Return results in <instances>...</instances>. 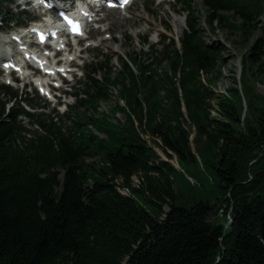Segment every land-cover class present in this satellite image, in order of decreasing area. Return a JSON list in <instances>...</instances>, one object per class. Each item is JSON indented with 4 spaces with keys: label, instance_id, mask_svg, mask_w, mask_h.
Returning <instances> with one entry per match:
<instances>
[{
    "label": "trees",
    "instance_id": "obj_1",
    "mask_svg": "<svg viewBox=\"0 0 264 264\" xmlns=\"http://www.w3.org/2000/svg\"><path fill=\"white\" fill-rule=\"evenodd\" d=\"M13 1L0 0L4 29L29 19ZM176 1L182 36L116 73L112 57L88 64L68 124L0 83V264H264V0H201L205 23L248 48L224 92L223 46L194 0Z\"/></svg>",
    "mask_w": 264,
    "mask_h": 264
},
{
    "label": "rangeland",
    "instance_id": "obj_2",
    "mask_svg": "<svg viewBox=\"0 0 264 264\" xmlns=\"http://www.w3.org/2000/svg\"><path fill=\"white\" fill-rule=\"evenodd\" d=\"M28 0H14L11 3L10 7L13 11L26 10L29 14V19H31L36 13L35 8L31 7L30 4H26ZM160 0H135L132 4L127 7L125 10H116L111 11L104 8L99 12L98 17L100 20L98 22H93L91 27L93 28L90 31L92 39L89 41H84L78 47L76 45L72 46V51L70 55L60 54V57L63 58V61H66L73 56V66L78 67L77 73L72 74L75 76V81H71V76L66 75L67 85L64 87L65 93L60 94L58 99V104L53 100L49 95H45L43 92H39V85L32 83L30 76L24 77L23 73L18 72H8L10 71L9 66H3L5 70L1 69L2 60H7L10 52L14 55V58L23 59L24 53H20L21 46L24 44L17 43L12 44L9 41H12L11 31H7L0 26V53L5 59H0V83L11 84L18 91L19 94L27 93V96L32 98V96L37 95V100L40 103V106H43L38 111H42L45 114L54 115L55 109L58 112L63 120L68 124L69 121L63 116L67 110V107H70L75 103L74 101V92L80 91L83 87V81H85V68L88 64L94 61L102 60L105 57H112L110 65L112 66L113 72L116 73L120 69V62L118 58L128 59V54L136 53L145 58L150 55L149 44H156L158 38L162 34L172 36L175 40L182 36L185 29L186 22V13L179 11V6L177 5L176 0H167L172 4H167L168 2H160L157 5V2ZM56 3L62 4L61 0H56ZM68 3V2H67ZM66 3V4H67ZM63 6V5H60ZM149 8L151 11H147L146 8ZM192 7L197 11L199 17V24L202 26L203 32L202 35L204 39L210 43H216V45L223 46V57L224 64L222 66V75L216 81L213 86L214 90L217 92H224L225 88L232 85L233 77L236 76L237 79L240 77V72L242 68L241 59L248 53V48L246 46L240 45V43L235 42L237 35H230V33L219 29L217 25L215 28H211L204 21V8L202 7L201 0H194ZM163 9L165 11L163 12ZM179 9V10H178ZM178 10V12H176ZM120 11V12H119ZM116 12L120 14V19L116 20ZM137 13H142L145 17L139 18ZM49 16H56L55 11L49 10ZM43 18L48 19L49 17L44 16ZM20 20H24L27 23V26L43 23L44 19L39 18L36 21H30L21 17ZM110 25L108 29H105L107 25ZM1 25V24H0ZM13 29L15 25L9 24ZM179 29V32L177 31ZM23 29H17L15 32L19 34ZM258 31H256L257 33ZM148 35V37H147ZM144 37L147 38L144 42ZM104 38L106 44L101 43L100 39ZM252 36L247 40L249 45L252 41ZM81 49V50H78ZM80 53L81 57L76 55ZM65 66V63L61 64ZM235 73H234V71ZM27 71H31L30 69ZM113 73V74H114ZM59 78H62L61 76ZM47 79V77H46ZM263 81H258L256 83V90L264 94V78ZM56 84L59 83L58 80L55 81ZM43 87L44 84H43ZM38 88V89H37ZM118 88H112L106 100L100 102V110H108V108L117 100ZM5 97L0 93V98ZM35 98V97H34ZM214 103V101H212ZM212 114H215L212 112ZM117 117L120 120L124 119V114L122 112L117 113ZM24 122H27V119H24ZM144 138L149 141V137L144 135ZM192 139V135L190 136ZM156 152L160 155L161 158L167 159L160 149V147H155ZM169 161L177 164L175 158L169 159ZM137 178L136 176L132 177V184L136 186ZM122 193H127L124 188L119 189ZM167 210V206L164 207Z\"/></svg>",
    "mask_w": 264,
    "mask_h": 264
},
{
    "label": "bare ground",
    "instance_id": "obj_3",
    "mask_svg": "<svg viewBox=\"0 0 264 264\" xmlns=\"http://www.w3.org/2000/svg\"><path fill=\"white\" fill-rule=\"evenodd\" d=\"M49 1L51 2L52 6L56 4V0H49ZM62 1H68V0H62ZM166 1H167V0H160V1L157 2V5H159L160 2H166ZM167 2H168V1H167ZM167 4H172V3L169 1ZM76 6H77V2H76V0H70L68 4H65V6H64L63 9H64V11H67V10H69V9H71V8L76 7ZM109 10H111V11H116L117 9H116V8H111V9H109ZM146 10L149 11V12L151 11L148 7L146 8ZM178 10H179V9H178ZM178 10H177L176 12H178ZM164 11H165V9H163V12H164ZM119 12H120V11H119ZM116 14H117V16H116V20H114V21H117V20L120 19V16H119L120 14H118V12H116ZM137 16H139V18L145 17V15L142 14V13H137ZM109 27H110V25L108 24V25L106 26L105 29H108ZM177 31L179 32V29H177ZM100 41H101V43H103L104 45L106 44V41H105L104 38H101ZM25 51L28 52L27 50H25ZM62 60H63V58H61L59 61L62 62ZM48 67H50L51 69H53L52 72H54V68H52L51 66H48ZM125 190H126V189H125Z\"/></svg>",
    "mask_w": 264,
    "mask_h": 264
},
{
    "label": "water",
    "instance_id": "obj_4",
    "mask_svg": "<svg viewBox=\"0 0 264 264\" xmlns=\"http://www.w3.org/2000/svg\"><path fill=\"white\" fill-rule=\"evenodd\" d=\"M172 164L174 166L178 167V165L174 164L173 162H172ZM229 223H230V220L225 224V226H224V232H225V230H226V228H227V226H228Z\"/></svg>",
    "mask_w": 264,
    "mask_h": 264
}]
</instances>
